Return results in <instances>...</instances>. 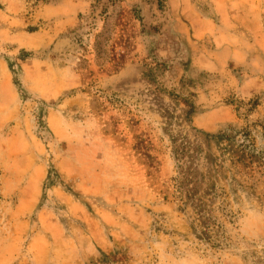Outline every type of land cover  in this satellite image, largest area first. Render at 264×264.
<instances>
[{
  "label": "rangeland",
  "instance_id": "obj_1",
  "mask_svg": "<svg viewBox=\"0 0 264 264\" xmlns=\"http://www.w3.org/2000/svg\"><path fill=\"white\" fill-rule=\"evenodd\" d=\"M215 1L0 0V264H264V42Z\"/></svg>",
  "mask_w": 264,
  "mask_h": 264
},
{
  "label": "crops",
  "instance_id": "obj_2",
  "mask_svg": "<svg viewBox=\"0 0 264 264\" xmlns=\"http://www.w3.org/2000/svg\"><path fill=\"white\" fill-rule=\"evenodd\" d=\"M215 4V20L213 27L215 30L216 24L219 25L220 29L224 27L225 31H216L218 35L228 34L227 39H240L242 46L232 45L229 48L232 52L233 57H241L245 60L248 54L251 52V44H259L264 42V34L261 36V30H264V24L261 25L259 21L261 18L264 19V2L263 0H257L255 6H244V5H230L228 0H216ZM241 7L247 8L249 15L245 16L242 14ZM253 12V13H251ZM263 16V17H262ZM244 28L241 29V28ZM227 29V30H226ZM258 33V34H257ZM256 34V35H255ZM255 35V36H254ZM221 37V35H220Z\"/></svg>",
  "mask_w": 264,
  "mask_h": 264
}]
</instances>
